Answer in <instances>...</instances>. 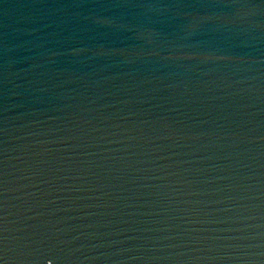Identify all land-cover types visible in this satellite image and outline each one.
Instances as JSON below:
<instances>
[{
    "label": "water",
    "instance_id": "95a60500",
    "mask_svg": "<svg viewBox=\"0 0 264 264\" xmlns=\"http://www.w3.org/2000/svg\"><path fill=\"white\" fill-rule=\"evenodd\" d=\"M0 264H264V0H0Z\"/></svg>",
    "mask_w": 264,
    "mask_h": 264
}]
</instances>
